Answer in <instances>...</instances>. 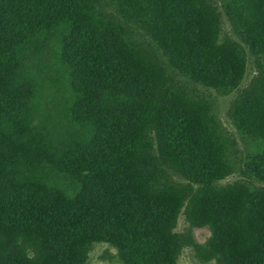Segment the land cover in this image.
Wrapping results in <instances>:
<instances>
[{"label":"trees","instance_id":"1","mask_svg":"<svg viewBox=\"0 0 264 264\" xmlns=\"http://www.w3.org/2000/svg\"><path fill=\"white\" fill-rule=\"evenodd\" d=\"M228 2L242 40L264 57V0ZM217 36L207 0H0V264H83L97 242L115 247L122 264H176L172 227L186 194L162 185L151 134L172 176L199 194L189 216L212 230L200 255L264 264V190L210 191L225 170L222 137L206 101L171 88L237 86L243 58ZM50 51L53 74H45L32 62ZM263 77L233 101L237 129L262 144L252 158L262 178ZM41 97L62 105L67 136L35 124ZM18 238L35 239L38 254L29 257Z\"/></svg>","mask_w":264,"mask_h":264},{"label":"rangeland","instance_id":"2","mask_svg":"<svg viewBox=\"0 0 264 264\" xmlns=\"http://www.w3.org/2000/svg\"><path fill=\"white\" fill-rule=\"evenodd\" d=\"M217 11L218 36L217 43L229 42L236 46L243 58L244 72L237 86L225 91H217L210 88L196 85L191 81H177L171 84V88L178 94L186 96L194 101H206L209 106L210 116L214 121L213 126L217 125L218 134L222 138L218 139L221 145V163L224 167L223 176L210 187L211 192L226 191L230 188H242L243 190L263 189L264 178L259 177L253 172L252 158L255 154L262 152V144L255 141L251 136L242 133L235 126L233 116V101L248 87L256 83L264 75L262 64L264 57L262 54L251 50L242 40V32L234 27V21L224 10V6L229 4L228 0H207ZM230 1V0H229ZM102 2L95 4L96 9L106 13L107 18H112V10L102 6ZM108 7V6H107ZM103 9V10H102ZM110 9V7H109ZM116 18V17H115ZM138 31V30H136ZM133 30L132 36L142 45L147 59L159 67L160 71L169 76V71L165 67L164 61L156 56L154 48L150 45L148 39L141 31ZM255 39L258 35L253 36ZM53 54L46 53L42 57L32 62L37 70L44 71L45 74H51ZM31 67L34 69V67ZM33 64V65H34ZM53 74V73H52ZM264 79V77H263ZM50 94L49 89L47 94ZM52 93V92H51ZM57 95V94H56ZM60 96V95H57ZM55 98H57L55 96ZM37 111L34 112L35 124L45 123L51 128V134L54 137H65L71 132L66 130L64 108L56 100L52 102L46 98H40ZM152 152L157 156L159 164L162 166L161 183L163 186L183 189L185 198L179 209L172 227L173 234L176 235L177 246H175L174 260L176 264H216L215 259H208L200 255V249L207 247L211 239L212 230L208 225L194 223L189 213L192 209L193 200L198 197L194 185L181 177L172 176L167 165H165L158 154L155 137L151 134ZM222 139V140H221ZM16 243L29 257H35L38 254V242L33 238H18ZM83 264H122L118 257L115 247L105 242L94 243L86 251V257Z\"/></svg>","mask_w":264,"mask_h":264}]
</instances>
